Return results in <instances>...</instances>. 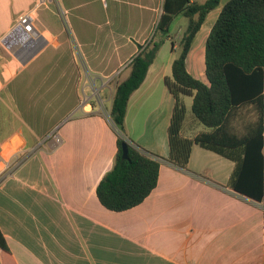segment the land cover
Masks as SVG:
<instances>
[{
  "label": "crops",
  "instance_id": "crops-1",
  "mask_svg": "<svg viewBox=\"0 0 264 264\" xmlns=\"http://www.w3.org/2000/svg\"><path fill=\"white\" fill-rule=\"evenodd\" d=\"M229 1L208 14L187 57L188 72L207 85V39ZM127 2L129 34L113 41L102 65L99 42L91 40L90 29L74 24V18L82 20L74 13L78 0H0V41L30 11L41 33L33 48L17 55L0 47V96L20 121L0 123V139L7 158L24 159L0 186V231L13 264H264V202L228 189L236 163L195 145L189 169L204 177L199 179L167 161L176 101L165 80L173 76L187 18L175 29L179 16L174 18L126 114L125 138L160 158L158 185L130 210L114 212L101 204L97 187L114 166L118 139L111 119L117 86L111 92L105 83L117 73L119 83L129 77L130 62L163 14L164 0ZM54 3L70 14L67 19ZM183 100L182 135L211 133L192 113L194 97Z\"/></svg>",
  "mask_w": 264,
  "mask_h": 264
},
{
  "label": "trees",
  "instance_id": "trees-1",
  "mask_svg": "<svg viewBox=\"0 0 264 264\" xmlns=\"http://www.w3.org/2000/svg\"><path fill=\"white\" fill-rule=\"evenodd\" d=\"M220 3L221 0H207L204 4L195 0H164L154 36L145 47L140 46V53L129 64V77L117 85L111 109L118 137L117 154L113 168L97 187V196L108 210L133 209L158 185L160 158L125 138V122L130 98L144 83L178 16L187 18L188 25L180 41V55L173 63V76L165 80L176 101L168 128L167 161L204 179L189 169L192 149L199 145L211 150L236 163L228 185L230 191L256 203L264 202V0H230L223 7L206 43L208 85L187 70L194 39L208 14ZM185 96L194 97L192 113L202 125L213 129L211 133L195 138L182 135L187 114ZM0 110L7 111L1 102ZM124 143L128 144V159L123 158ZM0 248V264H13L1 231Z\"/></svg>",
  "mask_w": 264,
  "mask_h": 264
},
{
  "label": "rangeland",
  "instance_id": "rangeland-1",
  "mask_svg": "<svg viewBox=\"0 0 264 264\" xmlns=\"http://www.w3.org/2000/svg\"><path fill=\"white\" fill-rule=\"evenodd\" d=\"M81 4L78 7V10L74 11L75 14L78 16H81L82 20H77L74 18V24L79 29V27H83V25L90 29L89 35L91 37V40H95L96 42H99L100 47V56L101 60L103 61L102 65L107 63V60L112 55V43L116 38H120L123 40L127 39L128 31H127V25H126V13L130 11L131 5L127 2V0H78ZM152 1L154 0H148V4L151 5ZM51 7L61 12L64 8H62L59 4H51ZM72 13V14H74ZM70 14H67L65 17H69ZM64 17V18H65ZM179 19V20H178ZM182 19V20H180ZM187 21L186 18L179 16L177 20L175 21V24L173 23V28H176V25L179 23H182L184 25V22ZM160 37V36H159ZM158 37V38H159ZM72 39V38H71ZM81 40H88L87 38L80 37ZM74 44L76 45L77 41L76 38L73 37ZM171 49L167 50L169 53ZM164 53V52H163ZM119 74L111 79L110 82H106L105 84H109L111 88H109L112 92L119 84ZM108 100L109 96L108 94L105 96ZM110 100V99H109ZM0 102L7 108V111L5 110L4 113L0 114L2 115V118H0V123H4V121L7 120V123H18L20 122L18 119L17 114L12 112L10 103L8 101L7 97L0 98ZM5 119V120H4ZM5 129V128H3ZM31 144V143H30ZM35 144L32 143L34 146ZM44 144L36 145L35 147H32V149L35 151L40 147H44Z\"/></svg>",
  "mask_w": 264,
  "mask_h": 264
},
{
  "label": "built area",
  "instance_id": "built-area-1",
  "mask_svg": "<svg viewBox=\"0 0 264 264\" xmlns=\"http://www.w3.org/2000/svg\"><path fill=\"white\" fill-rule=\"evenodd\" d=\"M66 11H62V15L66 16ZM35 11H30L25 15L20 16L14 27L7 33V35L0 41V47H5L11 51L14 55L20 52L33 48L35 42H37L41 33L36 27ZM57 143H60V138L57 137ZM4 143L0 141V186L5 178L11 176L14 169H16L24 159L16 157L15 160L9 159L4 155Z\"/></svg>",
  "mask_w": 264,
  "mask_h": 264
},
{
  "label": "water",
  "instance_id": "water-1",
  "mask_svg": "<svg viewBox=\"0 0 264 264\" xmlns=\"http://www.w3.org/2000/svg\"><path fill=\"white\" fill-rule=\"evenodd\" d=\"M123 158L128 159V144L127 143L123 144Z\"/></svg>",
  "mask_w": 264,
  "mask_h": 264
}]
</instances>
